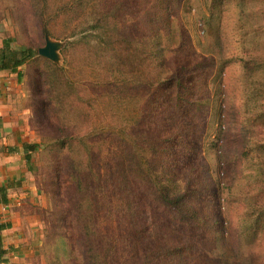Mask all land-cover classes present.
<instances>
[{
  "label": "rangeland",
  "instance_id": "1",
  "mask_svg": "<svg viewBox=\"0 0 264 264\" xmlns=\"http://www.w3.org/2000/svg\"><path fill=\"white\" fill-rule=\"evenodd\" d=\"M109 1L111 0H49L48 2L49 34L52 39L63 43L58 65L65 69V73L75 82V87L80 89L85 97H89L95 91L93 81L99 80L100 74L105 72V67L110 69L109 73L112 71L114 75H117L114 63L120 48L117 47L120 44L116 39L112 42L105 29L107 19L104 8L109 7ZM125 1L129 7L125 19H128L130 24H134L126 42L132 47L131 49L142 44L136 41L132 45L128 37L132 40L142 39L144 43L150 45L143 48L151 49L150 52L155 53L153 60L157 66L150 63L151 73L155 76L170 78L173 76L172 69L175 66L193 67L200 61L214 59L216 62L220 57L225 58L240 53V45L233 31L236 15L234 4L227 5L225 8L224 23L216 32L214 24H205L202 19L203 12H207L205 0H183L179 14L176 15L172 7L167 13L168 17L167 14L160 15L157 4L154 7V5L146 6L144 0ZM153 1L155 3V0ZM25 2V0H0L1 37L12 38L14 47L28 45L38 52L39 48L45 45L44 34L38 23L34 21L35 17L25 7ZM152 12H155L156 16L151 14ZM109 19L112 22L117 20L114 17ZM95 22H98L97 28H91L89 25ZM164 28L167 29V36H164L166 31ZM87 32L90 34L89 37L85 36ZM143 34L149 39L141 38ZM162 57L166 58V62H161ZM147 62L146 60L139 62L138 59H135L133 63L130 62L129 76L141 77ZM44 64V60L37 55L35 60L23 67L24 77L20 89L23 100L21 103L31 108L29 112L31 133L40 142L51 139V135L57 131L59 121L56 106L48 104L45 107L44 105L48 97V89L46 84L40 86L38 75ZM197 71L192 69L190 84H187V88L183 91L186 101L184 121L188 123L186 126L188 137L185 140L190 144L191 155L182 165L176 159L173 163L166 156L153 160L148 156L149 146L145 145L143 151L145 167L161 176L164 191L168 196L182 195L192 211L195 208L200 215L208 219L214 212L215 217L219 219L220 228H214L215 238L211 243L208 242L209 237L203 236L204 240H202L196 237L198 233L192 236L193 239H197L202 250L207 253L210 247L209 255L211 253L213 257L218 256L224 259L240 255L239 264H264V234L257 240L242 238L240 234L243 224L241 217L246 207L243 196L247 192V177L244 175L246 170L243 171L241 154L247 141L254 137L255 132L256 134L264 133V129L252 130L245 124L246 116L242 109L245 94L242 85L244 71L236 62L226 67L222 76V96L219 101L221 106L216 116L211 115V110L207 113V110H204L198 115L193 110L194 107L190 106L193 97L198 95V90L191 89L192 85L199 83L196 80ZM121 86L122 84L118 82L117 92L121 94L113 92L111 97L96 101L92 97L95 106L93 102L91 107H88V104H82L81 108L86 112L78 113L76 116L80 117L84 123L92 121V125L106 120L114 125L120 117L125 123V137L129 141H132L135 135L133 121L140 117L142 122H145L143 124L146 130L144 138L148 141L156 140L153 142L156 147L167 150L175 157V151L180 148L178 141L181 137H177L181 132L175 125V121L173 122V119L162 110L154 115L155 124H153L149 118L151 108L148 105L146 91L143 90L139 95H135V91L131 88H121ZM208 91V94L204 92V95L211 97V101L212 89ZM200 93L203 94L202 91ZM161 100L160 98L159 103L162 105ZM77 109L79 110V107ZM165 117H169L170 121ZM262 126L264 128V124ZM197 152L199 155L195 156ZM42 155V151L35 153L32 172L45 185V193L50 203L49 208L42 215L44 223L41 233L45 235L44 242L38 254L17 255L16 252L10 257L11 259L5 257L4 262L0 264L8 261L11 264H87L86 247L82 244L78 224L73 219H62L61 214L63 208L76 207L75 185L64 180L60 187L63 194L59 196V186L51 177L50 167ZM144 199L139 216L140 225L149 227L150 232H154V236L157 235L158 243H166L172 248L182 246L183 242L180 238L185 235V231L168 224L162 227V222L167 220L166 213L159 203L155 204L151 210L158 214L159 219L155 223L157 226L149 225L148 211L144 208L149 201L147 196ZM151 217L152 215L150 219ZM131 230V226H128V232ZM131 235L132 233L129 234L130 237ZM130 237L127 238L130 239ZM132 245V240L121 245L115 251L117 261L112 264H133L136 258L132 252ZM252 251L253 253L249 254ZM15 255L17 257H14ZM171 258L169 262L160 259L161 261L157 260L155 263L197 264L190 255L189 258L187 256L179 258L176 255ZM214 260L212 259L213 262Z\"/></svg>",
  "mask_w": 264,
  "mask_h": 264
},
{
  "label": "trees",
  "instance_id": "2",
  "mask_svg": "<svg viewBox=\"0 0 264 264\" xmlns=\"http://www.w3.org/2000/svg\"><path fill=\"white\" fill-rule=\"evenodd\" d=\"M25 1V7L35 17L34 21L38 23L45 38V30H48L49 0ZM144 1L146 6L156 7L157 4L160 15L169 13L172 7L178 15L183 2V0H155V3L153 0ZM205 2L207 12H203L202 19L205 24H214L216 32L224 23L225 8L234 4L236 15L233 31L240 45L239 54L220 57L216 62L214 59L200 61L193 67L175 66L172 69L173 76L170 78L155 76L150 69V63L157 66L153 60L155 53H151V49L143 48L150 45L144 43L142 39L132 40L128 37L132 45L136 41L142 44H137L138 46L131 49L132 47L126 42L134 26L125 19L129 12L128 4L125 0H111L109 7L104 8L107 19L105 29L108 31V38L112 42L116 39L120 44L117 47L120 48L114 63L117 75L112 71L109 73L110 69L105 67V72L100 74L99 80L93 81L96 89L89 97H85L80 89L75 87V82L68 77L63 67L40 55L45 64L38 73L39 84L40 86L46 84L48 89V97L44 105L56 106L59 121L57 131L51 135L50 140L24 142L23 148L28 162L33 161L35 153L43 152L42 158L48 163L51 177L59 186V196L63 194L60 187L64 180L75 185L76 207L63 208L61 214L62 219H73L78 224L82 244L86 247L87 264L114 263L117 261L115 251L128 240H132L133 243L132 252L136 258L133 264H156L155 262L160 259L169 262L173 255L179 258L184 256L189 258L190 255L197 264H239L241 260L240 255L224 259L213 257L211 253L210 256L208 254L211 252L210 247L207 253L201 249L197 239H193L192 236L198 233L196 237L202 240H204L203 236L209 237L208 242L211 243L215 238L214 228H220L219 219L215 217L214 212L208 219L200 215L195 208L192 211L182 195L168 196L164 191L161 176L149 171L145 167L146 161L144 162L145 145L149 146V159L153 160L166 156L173 163L176 159L182 165L191 155L190 144L185 140L188 137L186 133L188 123L184 121L186 101L183 91L187 88L186 85L190 84L192 69L198 70L196 80L199 83L191 87L192 90H198V95L193 97L190 106L194 107L193 110L198 115L204 110H207L206 113L211 110V115L216 116L221 106L219 101L222 96L223 73L228 65L239 63L244 71L242 85L245 94L242 109L246 116L245 124L252 130L264 129L262 126L264 124V0H205ZM148 10L149 8L146 12ZM151 14L156 16L155 12ZM110 17L117 20L112 22ZM89 26L97 28L98 22ZM164 29L166 30L164 36H167V29ZM85 34L86 37L90 36L88 32ZM140 37L149 39L144 34ZM181 40L183 43V39ZM37 55L39 56V50L37 52L28 45L14 47L13 39L2 38L0 33V70L17 73L21 79L24 77L23 67L35 60ZM135 59L139 62L148 61L141 77L129 76L128 67ZM161 62H166V58L162 57ZM118 82L122 84L121 88L128 87L135 91V95H139L143 90L146 91L148 105L151 108L148 117L153 124H155L154 115L162 110L173 119V122L175 121L181 132L177 135L181 137L178 141L180 148L175 151V157L167 150L156 147L153 143L156 140H150L151 143L144 138L145 122L143 123L140 117L133 121L135 135L134 139L129 141L125 137V123L120 117L114 125L108 120L98 121L92 125V121L84 123L76 116L78 113L86 112L81 108L82 104L91 107L93 98L96 101L111 97L113 92L121 94L117 92ZM209 89H212L211 101V97L204 95V92L208 94ZM201 91L203 94L200 93ZM160 98L162 105L159 103ZM165 118L170 121L169 117ZM253 136L247 141L241 154L243 171L246 170L244 175L247 177V192L243 196L246 207L241 217L243 224L240 234L242 238L257 240L264 234V133L255 132ZM196 155L199 153L197 152ZM31 169L33 170L34 166ZM42 189L46 191L44 184ZM6 196L7 187H0V202L5 203ZM146 196L149 203L144 208L148 211L149 225L157 226L155 223L159 219L158 214L151 210L159 203L166 213L167 220L162 222V227L168 224L185 231V235L180 238L183 242L182 246L172 248L166 243H158L157 235L154 236V232H150L149 227L140 225L141 205L145 202ZM9 226V223L0 222V263L4 262L5 255L9 252L3 244V231ZM128 226L132 228L130 232ZM130 233H132L131 237ZM252 253L253 251L249 254ZM212 259H215V262Z\"/></svg>",
  "mask_w": 264,
  "mask_h": 264
},
{
  "label": "crops",
  "instance_id": "3",
  "mask_svg": "<svg viewBox=\"0 0 264 264\" xmlns=\"http://www.w3.org/2000/svg\"><path fill=\"white\" fill-rule=\"evenodd\" d=\"M22 79L17 73L0 70V187H7V201L0 202V222L10 225L3 231L8 258L16 252L39 253L45 237L42 215L50 205L41 180L32 172L34 162H28L23 148L24 142L40 141L31 133V108L21 103Z\"/></svg>",
  "mask_w": 264,
  "mask_h": 264
},
{
  "label": "water",
  "instance_id": "4",
  "mask_svg": "<svg viewBox=\"0 0 264 264\" xmlns=\"http://www.w3.org/2000/svg\"><path fill=\"white\" fill-rule=\"evenodd\" d=\"M63 47V43L51 38L49 31L45 30V45L39 48V55L50 59L51 61L60 64L61 55L60 50Z\"/></svg>",
  "mask_w": 264,
  "mask_h": 264
}]
</instances>
